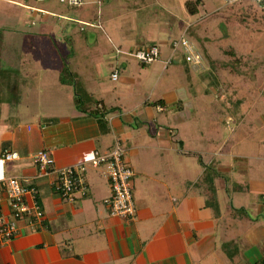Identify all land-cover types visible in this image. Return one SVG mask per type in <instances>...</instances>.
Returning <instances> with one entry per match:
<instances>
[{
  "label": "crops",
  "instance_id": "0c3cea01",
  "mask_svg": "<svg viewBox=\"0 0 264 264\" xmlns=\"http://www.w3.org/2000/svg\"><path fill=\"white\" fill-rule=\"evenodd\" d=\"M105 1H91L96 8L92 7L89 12L88 8L83 9L84 14L81 8L74 11L69 7L71 13L65 8V14L56 15L62 19L56 28L51 25L52 20L46 18L50 12L43 9L47 0H24L23 5L32 18L40 15V30H45L52 39L45 40V31H39L34 38L23 40L20 37L29 31L20 30L17 23L18 29L9 37L19 41L12 47L7 46L2 58L10 59L12 65L16 61L24 67L30 59L25 49L30 48L33 39L47 43L48 49L52 42L62 45L63 39L69 36L59 35L56 40L52 33L56 29L59 34L63 33L66 20L74 13H80L78 18L84 16L83 19L92 26L91 30L101 28L99 6ZM236 4L239 11L253 16L259 11L262 15L251 0ZM187 26L183 31L186 32ZM3 34L1 32V45L7 40ZM154 38L138 42L120 35L115 46L110 42V49L115 54L110 55L109 74L117 72L115 80L110 77L111 81L117 82L116 87L130 85L129 77L120 75V68L128 66V52L135 49L157 46L158 59L140 64L148 66V75L157 73L152 63L165 68L167 59H162L159 45L162 41L157 43ZM55 50V54L60 53L59 50L63 52V48L56 47ZM170 55L172 58L171 52ZM78 56V53L69 56L72 61L68 66L70 75L72 66L78 68ZM183 64L188 63L183 60ZM1 70L0 77L6 76ZM22 71L21 75L12 73L11 77L0 79L3 84L0 88L1 110L4 101L17 99L13 93L20 91L28 76L38 75L36 70ZM185 73L189 81L194 71L190 68ZM251 75L257 79L256 70L253 69ZM237 76L243 78L241 74ZM52 82L54 86L60 83L57 79L37 84L41 83L38 86L41 89L50 90L47 87L51 88ZM36 85L29 89L28 85L25 87L27 96L31 99L37 92L40 99L45 98ZM116 87L110 85V90L98 91L89 107L103 106L105 129L99 127L89 109L76 106V97L66 96L65 88L63 97L72 102L68 110L61 107L30 112L23 103L25 111L29 112L26 116L23 112L10 116L7 111H0V213L6 218L10 213L1 181L16 177L22 185L35 188L44 219L43 225L28 226L20 222L17 235L0 244V264H255L262 259L264 237L247 245H244L243 237L253 225L255 229L258 225L256 233L264 236V139H257L260 130L264 129V115L251 117L247 114L248 118H244V114L238 113L234 120L233 107H237L238 102L242 105L245 99L239 89L230 91L232 97L227 96V91L221 95L224 88L220 92L215 89L213 97L205 99L207 107L200 106L205 115L198 117L195 114L199 106L192 105L189 94H184L182 88L171 92L174 98L170 101H166L163 94L156 99H143L141 95L132 103L133 95L129 92L122 97ZM98 88L101 90V85ZM62 90L59 86L54 89L56 92ZM259 94L264 99L263 92ZM116 138L125 149L123 160L133 172L135 216L130 220L108 214V207L103 202L110 195L105 167L89 164L95 151L107 153ZM251 143L257 146L253 148ZM260 144H263L261 152ZM236 145H242L238 147L240 150H233ZM40 149L50 152L54 168L84 163L86 194L72 201L66 200L53 189L52 176L37 177L32 155ZM4 150L14 151L18 157L3 160L1 153ZM241 226L246 229L243 234L242 228L239 229Z\"/></svg>",
  "mask_w": 264,
  "mask_h": 264
},
{
  "label": "rangeland",
  "instance_id": "374dc122",
  "mask_svg": "<svg viewBox=\"0 0 264 264\" xmlns=\"http://www.w3.org/2000/svg\"><path fill=\"white\" fill-rule=\"evenodd\" d=\"M47 1L48 4L43 5V9L46 12H50L49 15L46 14V18L52 20L51 25H55L57 28L60 24L59 21L62 19L56 15L65 14V8L68 9L69 13L72 10H69L68 6L59 3L58 0ZM82 1L83 6L80 8L84 11L83 14L85 13L83 9L88 8L87 11L89 12L92 7L96 8L95 4L90 3L93 0ZM185 1L106 0L99 6L101 28L97 30H91L92 26L83 19L84 16L78 18L80 13H74L70 20H66L67 25L63 33L59 34L57 29L52 33L54 35L52 37L56 38V40L59 35L63 37L69 36L62 38V45L52 42L51 48L48 49L45 46L47 43L45 44L43 41L39 43L36 39H33L31 45L29 44L30 48L25 49L27 55H30V59L24 64V67H20V64L16 61H13L15 63L12 65L9 62L10 59L9 61L3 59L1 55H5L7 51L2 49L3 51H0V69L7 75H3L4 77H0V79H7L11 77L12 73L17 76L21 75L23 73L22 69L24 71L36 70L38 75L36 77L28 76L25 81L27 84L22 83L20 91L13 93L17 99L12 101L9 98L4 101L3 103H6L2 110L0 108V111H3V113L7 111V115L10 116L23 112V115L26 116L29 112L25 111L23 103H25L30 112L39 109L46 111L50 109L58 110L61 107H63V110H68L72 102H69L68 98L63 97V94L66 93L64 88L68 91L66 93L67 97L74 99L80 96L82 102L79 107L89 109L93 105L94 99L98 96V91L99 93H104L103 90L105 88L110 90V85L118 86L116 81L110 80V55L112 53L115 54L114 50L110 49V42L115 46V41L120 35L135 39L138 42L153 40L155 37L154 39H156L157 43L162 41V43H159L162 59H168L171 52L170 41L177 39L183 33L202 56L201 64L197 68L183 64L181 49L173 51L171 62L167 63L164 69L161 68L162 65L152 63L151 66L157 70V73L153 75H151L152 73L147 74L148 66L138 64L133 56H129L128 66L120 68V75L129 77L130 85L128 87H116L118 94L125 97L130 92V95H133L132 103L137 98L139 99L141 95L143 99L146 97L156 99L163 94V97H166L165 100L170 101L169 99L174 98L171 92L182 88L184 94H189L188 99L190 98L192 105L196 104L199 106L198 113L195 115L201 117L203 116L202 114L205 115L206 113H203L202 109L207 107L205 99L213 97V94L216 93L215 89L220 92L224 88V92L221 91V95H225V91H227L228 97L234 96L232 95V90L239 89L241 94L245 95V99L242 105L238 102V106L233 107L234 120H236L238 113L244 114V118H248L247 114H250L251 117L263 116L264 99L260 97L259 92L264 94V22L260 12L257 11L256 16H253L254 14L239 11L237 4L224 6L222 0H201L198 5V13L189 14L184 5ZM23 3L24 0H0V33H5L3 36L7 38L2 44L4 48L7 46L12 47L16 44L15 41H19L17 38L9 37L12 34L11 32L15 34L16 29H18L17 23L20 30L29 31V33L25 34L26 36L20 37L23 40L29 39V37L34 38L37 32L45 31L40 30V15L37 14L34 16L35 18H32L30 11ZM52 12L54 14H51ZM185 26H187L186 32L185 30L183 31ZM43 36L45 40L52 39L46 31ZM94 39H96L95 43ZM167 41H169L168 44ZM228 45L233 46L235 51L241 54L242 63L239 66V70L243 76L242 79L240 76L229 75L227 68L224 66L227 64V58L222 53L221 48ZM31 46L33 47L31 48ZM56 47L59 49L63 48V52L59 50L61 54H55ZM72 53L73 55L79 54L76 58L78 68L75 69L72 66V69H69L72 73L70 75L68 66L72 65V61L69 58ZM190 68L194 73L188 81L185 71ZM253 69L257 72V79L251 75ZM44 79L46 81H43ZM57 79L60 81L59 85L54 86L55 83L52 82L51 88L47 87L50 90H47L46 87H42V89L38 87L43 82L57 81ZM240 79L243 82H240ZM39 81L41 83L37 84ZM34 84H37L35 87L40 89L37 88L41 91L40 93L45 94V98L40 99L37 92L33 94L31 99L27 96L28 93L25 87L28 85L29 89ZM63 84L66 86H63ZM98 85H101V90H99ZM56 86L61 87L63 90L60 92L54 91ZM2 87L3 84H0V88ZM231 87L232 89H230ZM205 89L206 91L204 92ZM240 91L237 90V94H240ZM105 93L107 97H110V94ZM24 94H26L25 97H23ZM190 94L193 95L190 96ZM38 98L40 100L36 101ZM130 99L127 100L130 101ZM193 112L195 113L196 110L193 109ZM243 126L246 127L245 122ZM243 126L242 129H245ZM257 136L258 141L264 139V129H261L260 135ZM241 146L236 145L233 150L237 151ZM247 146L255 148L257 145L251 143V146L250 144H247ZM262 146L263 144L259 145L260 152L263 149ZM206 165L208 168L213 169V166ZM253 226L249 229V233L245 232L246 229L244 227L241 226L239 228H242V234L245 232L243 237L245 239L244 245L255 240L259 241L260 237H264L262 234L256 233L258 232V225H256V229Z\"/></svg>",
  "mask_w": 264,
  "mask_h": 264
},
{
  "label": "built area",
  "instance_id": "2783aa9c",
  "mask_svg": "<svg viewBox=\"0 0 264 264\" xmlns=\"http://www.w3.org/2000/svg\"><path fill=\"white\" fill-rule=\"evenodd\" d=\"M98 2L100 0H97ZM224 5H233L241 0H222ZM262 12L264 22V0H251ZM64 5H81L82 0H58ZM171 54L176 49H181L184 60L198 67L202 56L191 41L182 33L177 39L169 43ZM140 64H149L159 57L156 45H148L128 52ZM171 62V55L165 64ZM112 80L117 78V72L110 74ZM125 149L116 138L111 149L104 154L95 151L89 160L92 167L104 166L105 175L110 188V195L103 202L108 207V214L122 220H130L135 216V206L132 197L131 178L133 172L123 160ZM18 157L14 151L4 150L1 153L3 160H12ZM32 160L37 168V177L52 176L53 189L60 197L72 201L86 194L87 187L84 179L86 165L79 163L64 168H54L50 152L46 149L37 150L32 155ZM7 198L10 213L8 218L0 213V244L13 238L19 232L21 221L28 226L43 225V212L37 200L36 190L33 186H24L16 177H8L1 181Z\"/></svg>",
  "mask_w": 264,
  "mask_h": 264
},
{
  "label": "trees",
  "instance_id": "16d2710c",
  "mask_svg": "<svg viewBox=\"0 0 264 264\" xmlns=\"http://www.w3.org/2000/svg\"><path fill=\"white\" fill-rule=\"evenodd\" d=\"M201 3V0H186L184 2V5L186 7V10L188 11L189 14H197L198 13V5ZM72 10L77 11L80 9L81 5H70L68 6ZM83 30V29H82ZM2 47V48H1ZM2 49H5L3 45H1V33H0V51H3ZM221 51L224 55H226L227 58V64H225V68H227L228 74L237 76L240 74L239 66L242 63V58L241 55L238 54L234 47L231 45L225 46L221 48ZM184 60V57H183ZM184 62H186L184 60ZM159 101V100H158ZM81 97L78 96L76 97V106L79 107L81 103ZM84 110V109H82ZM89 113L93 115L97 122L98 125L101 129H105V122L103 120L104 114H105V109L103 106H93L89 109ZM255 264H264V257L260 259L259 261L255 262Z\"/></svg>",
  "mask_w": 264,
  "mask_h": 264
}]
</instances>
